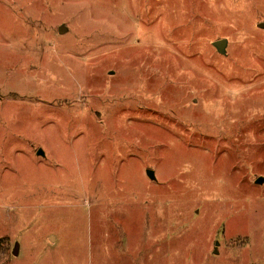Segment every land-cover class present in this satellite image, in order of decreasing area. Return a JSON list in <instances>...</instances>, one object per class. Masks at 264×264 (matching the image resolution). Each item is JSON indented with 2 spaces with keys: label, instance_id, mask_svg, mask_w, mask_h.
<instances>
[{
  "label": "rangeland",
  "instance_id": "obj_1",
  "mask_svg": "<svg viewBox=\"0 0 264 264\" xmlns=\"http://www.w3.org/2000/svg\"><path fill=\"white\" fill-rule=\"evenodd\" d=\"M260 177L264 0H0V264H264Z\"/></svg>",
  "mask_w": 264,
  "mask_h": 264
},
{
  "label": "water",
  "instance_id": "obj_2",
  "mask_svg": "<svg viewBox=\"0 0 264 264\" xmlns=\"http://www.w3.org/2000/svg\"><path fill=\"white\" fill-rule=\"evenodd\" d=\"M59 30H60V33H64V31L66 30V26L62 25ZM213 44L218 49V51L220 53H222V54L226 53V47H227V44H228V39H226V38L225 39H220V40L215 41ZM147 173H148L149 177H151V178L155 177L154 170L149 169L147 171ZM257 182L258 183H264V177L258 178Z\"/></svg>",
  "mask_w": 264,
  "mask_h": 264
}]
</instances>
